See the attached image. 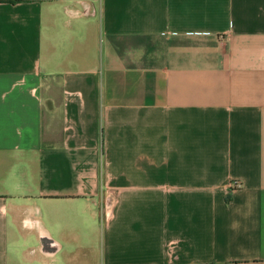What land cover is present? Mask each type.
Instances as JSON below:
<instances>
[{
  "label": "crops",
  "instance_id": "1",
  "mask_svg": "<svg viewBox=\"0 0 264 264\" xmlns=\"http://www.w3.org/2000/svg\"><path fill=\"white\" fill-rule=\"evenodd\" d=\"M0 264H264V0H0Z\"/></svg>",
  "mask_w": 264,
  "mask_h": 264
},
{
  "label": "built area",
  "instance_id": "2",
  "mask_svg": "<svg viewBox=\"0 0 264 264\" xmlns=\"http://www.w3.org/2000/svg\"><path fill=\"white\" fill-rule=\"evenodd\" d=\"M238 186H239L238 181L233 180L229 183L230 188H236ZM102 195H103L102 212L104 214L105 219H107L111 214V205H112L111 198H112L113 192L109 187L104 186L102 188Z\"/></svg>",
  "mask_w": 264,
  "mask_h": 264
}]
</instances>
